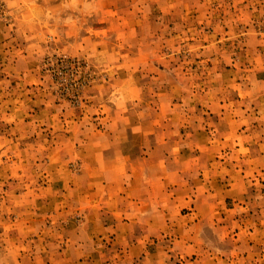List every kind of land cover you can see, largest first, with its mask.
<instances>
[{"label":"rangeland","instance_id":"obj_1","mask_svg":"<svg viewBox=\"0 0 264 264\" xmlns=\"http://www.w3.org/2000/svg\"><path fill=\"white\" fill-rule=\"evenodd\" d=\"M0 264H264V0H0Z\"/></svg>","mask_w":264,"mask_h":264},{"label":"crops","instance_id":"obj_2","mask_svg":"<svg viewBox=\"0 0 264 264\" xmlns=\"http://www.w3.org/2000/svg\"><path fill=\"white\" fill-rule=\"evenodd\" d=\"M221 192H224V197L225 198H231L232 195H236L237 194V193L234 192V185H231L230 188H225ZM197 224H198V222H197Z\"/></svg>","mask_w":264,"mask_h":264}]
</instances>
